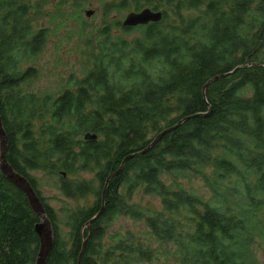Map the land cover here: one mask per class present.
<instances>
[{"label":"trees","instance_id":"obj_1","mask_svg":"<svg viewBox=\"0 0 264 264\" xmlns=\"http://www.w3.org/2000/svg\"><path fill=\"white\" fill-rule=\"evenodd\" d=\"M35 3L0 0V115L7 160L29 180L52 224L47 264H79L84 244L81 264H144L160 253L153 240L173 243L181 264H258L254 246L264 240V0L106 1L103 25L89 44L92 67L81 77L72 74L58 93L43 94L30 85L40 75L34 61L48 44L50 27L34 22ZM146 7L162 11V19L124 26L112 16ZM72 15L83 18L77 10ZM224 73L204 96L206 83ZM187 116L126 162L103 201L107 178L123 160ZM39 171L58 176L65 198L92 201L56 210L40 189ZM79 172L92 176L73 178ZM180 178H201L210 195L175 187ZM141 187L160 197L161 210L149 214L130 202ZM103 202L102 214L91 221ZM120 215L145 218L151 240L127 231L110 235L108 243V227ZM40 221L0 163V264H36Z\"/></svg>","mask_w":264,"mask_h":264},{"label":"rangeland","instance_id":"obj_2","mask_svg":"<svg viewBox=\"0 0 264 264\" xmlns=\"http://www.w3.org/2000/svg\"><path fill=\"white\" fill-rule=\"evenodd\" d=\"M35 10L37 12L33 15L34 22L37 25L50 27V37L48 44L44 51L35 59L34 64L38 66L40 75L33 80L30 88L34 92L43 94L45 91L58 93L61 91L68 78L74 74L79 77L82 72L92 66L89 64L88 57H90L91 47L89 44L95 43V38L98 35V28L103 24L104 11L103 3L110 0H86L81 2L83 8L75 7L79 0H36ZM77 10L81 13L83 18L77 20L72 13ZM88 10L93 11V14L87 16ZM124 10L116 12L112 16L119 20H123L125 16L131 11ZM195 15V12H192ZM61 17L56 22V17ZM84 25L85 27L81 26ZM59 23L60 28L56 29L55 25ZM85 23V24H84ZM87 45V46H86ZM92 58V56H91ZM29 87V85L27 86ZM153 135V134H152ZM40 180V189L43 195L47 198L50 204L58 210L66 202L69 205L84 206L89 204L93 197L89 200L85 198H77L70 200L65 198L56 187V180L58 176H50L44 171L34 172ZM59 172L56 173L58 175ZM92 173L79 172L73 178H89ZM166 183H171L170 175H165ZM181 186L190 192L199 196L210 195L209 189L205 186L201 178H180L178 182H174V186ZM132 204H137L146 213L152 211H159L162 209L161 199L158 196L148 195L143 192L142 187L139 188L132 199ZM62 214V213H60ZM127 231L134 232L142 240H151L150 229L147 227L146 219L137 220L130 215H120L108 227V234L106 241H111L110 235L116 233H126ZM160 253L153 259L152 262L144 264H181L177 255H174L176 247L173 243L159 244L153 240L151 244ZM161 249V250H159ZM258 264H264V240L257 239V244L254 246Z\"/></svg>","mask_w":264,"mask_h":264},{"label":"water","instance_id":"obj_3","mask_svg":"<svg viewBox=\"0 0 264 264\" xmlns=\"http://www.w3.org/2000/svg\"><path fill=\"white\" fill-rule=\"evenodd\" d=\"M86 14H87V16H90L91 14H93V11L88 10L86 12ZM162 17H163L162 11H155V10L147 7V8L140 10V11H133V12L128 13L126 15L124 21H123V25L124 26L144 25V24H148L150 22H158L162 19ZM229 73L220 74V75H217V76L211 78L206 83V85L204 86V90H203L204 96H205V88L209 85V83L211 81H213L214 79H216L218 77L228 75ZM194 115H196V114H194ZM194 115H192V116H194ZM189 117H191V116H187L186 118H183L182 120H180L176 125L164 129L160 134H158L156 136V138L153 140V142L144 150L138 151V152H133L130 155H128L123 160L119 169L117 171H115L114 173H112L107 178V182H106L104 192H103V201L105 199V192L107 189L108 182L113 177L118 175L120 173V171H122L124 165L126 164V162L128 160H130L131 158H133L134 156H136L140 153L147 152L150 149V147L155 142H157L163 135H165L167 132L173 130L174 128L178 127L182 122H184ZM96 137H97V135H95V134L94 135L93 134L85 135L86 139H91V138H96ZM7 144H8V137H7V134L5 132V129H4V126L2 123V119H1V115H0V163H1V170L5 174V176H7L11 181H13L19 188H21L25 192V194H26V196L30 202L31 207L33 208L35 213L41 219V221L36 225V232L40 238V250L38 253L36 264H47V260H48V257H49V254L51 252L52 245H53L52 224H51V221L46 214L45 208H44L38 194L36 193L35 189L31 185L29 180L25 176H23L20 173H18L17 171H15V169L9 164V162L7 160ZM104 204L105 203L103 202V206H102L101 210L93 217V219L91 221H93L94 219H96L97 217H99L102 214V212L104 210ZM91 221H89L87 223L88 228L90 230H91V225H90ZM84 247H85V244H84ZM84 247H83V250H84ZM83 250L79 256V264H81V257H82Z\"/></svg>","mask_w":264,"mask_h":264},{"label":"bare ground","instance_id":"obj_4","mask_svg":"<svg viewBox=\"0 0 264 264\" xmlns=\"http://www.w3.org/2000/svg\"><path fill=\"white\" fill-rule=\"evenodd\" d=\"M147 8V7H146ZM150 8V7H149ZM131 12H133V11H131ZM130 13V12H129ZM126 17V16H125ZM125 19V18H124ZM124 19L122 20V23H123V21H124ZM138 26V25H137Z\"/></svg>","mask_w":264,"mask_h":264}]
</instances>
